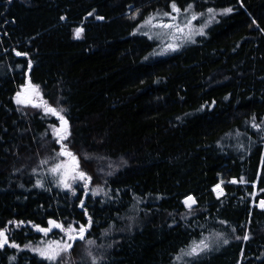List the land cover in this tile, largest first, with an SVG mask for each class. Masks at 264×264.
Listing matches in <instances>:
<instances>
[{"label":"trees","instance_id":"trees-1","mask_svg":"<svg viewBox=\"0 0 264 264\" xmlns=\"http://www.w3.org/2000/svg\"><path fill=\"white\" fill-rule=\"evenodd\" d=\"M25 84L67 121L88 197L56 189V121L14 103ZM260 204L264 0H0V231L88 219L94 250L0 264H264Z\"/></svg>","mask_w":264,"mask_h":264},{"label":"rangeland","instance_id":"rangeland-1","mask_svg":"<svg viewBox=\"0 0 264 264\" xmlns=\"http://www.w3.org/2000/svg\"><path fill=\"white\" fill-rule=\"evenodd\" d=\"M157 15L158 14L147 19L143 29L150 26L151 20L156 18ZM13 101L18 106L37 111L42 116L53 118V120L56 121V124L51 130L61 148L59 154L62 159V167L59 168V166H56L53 172L56 184L55 187L59 191L67 194L73 201H75L77 197V188H81L84 197H88L89 195L87 192L90 194L92 190L89 185L90 179L77 171L76 167L78 160L76 156L72 155L67 150V146L64 144L69 137V126L67 121L63 119V124L61 123L60 125L62 117L60 115L54 116L51 107L44 100L40 88L37 85L25 84L21 86L13 96ZM102 172L104 171L102 170ZM214 192L217 196L220 195L218 186L214 188ZM193 202L194 200L192 198H188L184 201L185 205H192ZM261 205L264 206V204H260V206ZM90 224L91 222L88 219H86V224H81L74 219L51 221L43 227L46 228L47 231H38L36 228L37 226L33 227V229H35L33 233L36 234V238L22 246L7 242L10 232L0 231V247L9 246L11 248L25 250L38 256L40 259L53 262L58 259L60 255L67 254L68 251L73 248L74 244L81 240L84 245L85 256L88 258L92 251L94 253L90 242V232L92 230Z\"/></svg>","mask_w":264,"mask_h":264}]
</instances>
